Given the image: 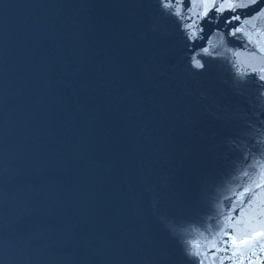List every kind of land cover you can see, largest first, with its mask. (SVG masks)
Segmentation results:
<instances>
[{
    "label": "water",
    "instance_id": "1",
    "mask_svg": "<svg viewBox=\"0 0 264 264\" xmlns=\"http://www.w3.org/2000/svg\"><path fill=\"white\" fill-rule=\"evenodd\" d=\"M0 264H264V0H0Z\"/></svg>",
    "mask_w": 264,
    "mask_h": 264
}]
</instances>
